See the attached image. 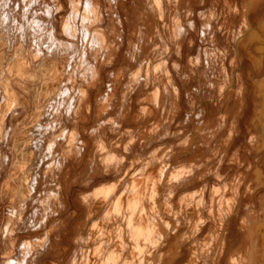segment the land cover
I'll use <instances>...</instances> for the list:
<instances>
[{"label":"rangeland","instance_id":"374dc122","mask_svg":"<svg viewBox=\"0 0 264 264\" xmlns=\"http://www.w3.org/2000/svg\"><path fill=\"white\" fill-rule=\"evenodd\" d=\"M38 1L0 0V116L6 112V126L2 131L0 141V264H28V262L30 264L32 262L33 264H37L32 258L35 256L34 254L38 253L37 250H40L38 246L23 248L22 245L27 241L34 243V240L46 235L52 240L57 234L58 238L62 237L58 245L60 251L63 253L62 257L56 260L54 252L51 249L48 257L44 256L42 259V263L51 264L54 261L62 263L74 247L73 238L75 233H83L86 228L88 229L87 225L96 227L95 225L99 224L96 219L97 216L89 220L91 221V224H89L83 201L91 198L95 194L94 192L102 185L124 179L127 168L131 166L134 156L148 161V168H151L152 171L155 169L157 163L166 161L165 159L169 152L159 151L164 146L172 145L173 152L177 153V151H182L187 146L196 145L198 141L200 142V140L203 141L205 138L211 137L209 132L211 125L207 124L213 121V113L204 119L200 118L197 114L202 108L199 100L200 93L205 92L208 94L207 96L214 97L215 93H220L221 91V87L219 86L220 88H218L216 82H212V78L209 80L207 77L209 73L208 68L213 63L202 59L197 60L196 65L195 63L190 65L191 63L188 62V52L184 53L183 51V54L178 57L172 52L173 49L170 48L166 54L165 63L161 66V70L157 71V73H152L153 67L162 63V51L159 45L156 44L152 46L148 54L138 53L136 51L139 50L140 45L138 44L143 40L141 39V35L149 36L153 31L165 34L171 32L174 37L178 36L179 39L177 41L181 42L183 47H186L188 39L192 34L195 37L191 29L196 27L199 30L198 32H200L202 26L208 27L211 31L208 32L206 46L209 49L208 54L211 55V43L209 41L212 40V35L216 34V28L212 23L215 17L223 16L228 19L232 17L236 24H239L241 19H251V12H245L240 8L242 6L241 1L234 8L231 5V0H123V2H120L121 7L116 6L119 0H80L81 5L80 7L78 6V10L75 13L70 11L67 0H59L63 11L60 13V18H57L55 27L59 28L63 20L62 18L66 16L67 19L70 18L67 21L69 28L71 31L74 28L75 31L73 30V32L75 33L70 31L69 38H62L58 30L56 38L62 43L63 50L60 54H55L51 52V43L46 46L43 45L40 48L31 43V39H38L43 36L39 35L45 32L46 28L41 31L35 30L33 27L34 22H30V17H36V21L38 20L39 23L45 24L47 18L51 16L55 4L53 0ZM253 2L259 3V0H250L249 4L254 5L252 4ZM88 6L92 8V11L87 10ZM263 12L264 7H262L260 15ZM96 20V23L91 24V22H95ZM88 27L90 30H87ZM92 31L102 37L99 45L90 39L88 34ZM72 33L74 36H72ZM165 37L168 39L167 35ZM243 37H246V35ZM208 43L209 45H207ZM91 46L97 47L91 48ZM254 48L253 50L256 51V48ZM223 49V53H227L226 67L228 71L232 72L230 80H224H228L229 84L234 83V87L232 88H235L237 91V98L233 100L234 104L230 110L235 108L240 109L243 118L242 122L237 126L240 130V139L235 144V150H237L241 148V139H244L245 136L246 139L249 136V117H253L258 112L256 102L255 106L253 105L254 94L260 96L264 86L256 83L259 77L261 78V76L255 73L256 57L254 59L245 58L240 61L236 52L231 51L226 44H223ZM34 50L40 58L38 64L32 62ZM195 53L196 49H193L191 55ZM24 59L30 60L32 68L24 63ZM263 59L264 57H262ZM262 60L259 65H263L264 60ZM7 63L10 65L8 66ZM173 63L176 64L177 69L173 68ZM62 64H67L70 68H64L61 66ZM88 66L94 69V76H87L86 69ZM234 66H236L235 69ZM244 68L248 70L250 76L246 75ZM58 69L61 70L63 78L61 81L56 82L54 74ZM189 69L190 73L188 74L186 72ZM55 70L56 72H54ZM148 71L151 72V78L153 79H151L150 86L146 87L145 75ZM84 73L85 76L83 75ZM171 73L173 77H168L167 84L168 86L176 87L180 96V113L176 116L177 123L171 128L175 132L174 136L168 138L169 140L154 142L146 148H143V145L140 146V142L133 144V148L125 153V161L121 170L117 173L103 174L99 177L92 176L89 179L92 175L90 173L93 165L92 162L96 163L95 165H100L102 159L104 158L103 160H105V157L108 156V163L112 164L114 158H112L109 151L114 149L119 152L120 149V152H122L123 146L127 143L129 146L127 135L120 136L116 133H120V131L123 133L128 128L131 129L137 126L133 115L139 111V108L145 109L150 107L153 108V111L157 110L155 104L150 101L152 98L149 94L155 91L156 81L161 78V75L166 74L170 76ZM203 73H205V77H203ZM4 79L6 82L7 79L10 83L12 82V94L7 90V92L5 91L7 84H5ZM236 79L238 80L235 81ZM220 81L221 79L217 80V82ZM241 86H244V92L240 90ZM254 90L256 91L254 92ZM187 91H190L189 94ZM242 100L245 101V105H242ZM187 104H189V107L186 106ZM208 108L213 110L214 103L210 101V107L208 106ZM126 113H130L131 115L128 114L124 119L126 121H122L121 116ZM184 113L186 125L180 128V125L177 124L183 121ZM101 115L104 117H101ZM254 118L256 120V117ZM131 120L133 121L131 122ZM119 122H122V124L118 131L112 132L111 128ZM147 122L150 123V120H147L145 124ZM202 122L204 125L201 124ZM193 127H198L199 130L192 135L189 131ZM231 128V124H229L226 130L229 131ZM158 133L154 131L152 138L155 139ZM255 139L261 142L259 141L260 139ZM108 143L110 145L113 143V146H108ZM77 145L84 147L86 153L83 157L72 149V147ZM101 147L103 148L102 150ZM105 148L107 153L105 152ZM109 148L110 150H107ZM67 150H72L71 155L64 153ZM98 150L105 157L98 156ZM246 153L245 149L244 153L240 154L241 159H246ZM74 154L75 156H73ZM105 154H109L110 156H106ZM94 157H97V160ZM97 161L100 162L97 163ZM257 164L256 167L260 168V162ZM235 167L236 165H234ZM65 168L71 171V180L75 179L70 183V205L68 206V210L61 211L58 215L59 204L57 205L54 202V204L51 203L52 209L49 208V211L55 212L56 216L53 220H50L47 224L48 226L46 225L42 228L41 226L39 227V223L37 226L36 222H33L31 215H29V220L24 221L26 223L23 225L22 219L16 217V215L18 212L23 211L22 207L28 202V193L33 190V193H40L39 197L43 199L46 197L50 198L53 193L51 182L56 179L61 181ZM235 174L236 170L225 171L223 173L224 179L215 181V184H212L216 186H229L230 188L235 185L232 184L233 181L237 182ZM81 176L84 178V181H88L86 185L83 180H79ZM178 177L179 174L175 172L171 176V180L170 176L166 177L165 180L169 178L170 181L174 182ZM152 180L160 183L159 180H154L153 177ZM252 183H255L253 179L245 183L237 192L227 190L226 188L224 196L215 199L220 204L218 206L220 209L225 207L224 202L228 198H232L234 194L236 197L238 194H241L244 199L251 202L241 205L238 218L230 225L228 236L229 238L232 237L233 242L235 240V245L225 251L223 260L221 259L222 264H225L230 256L228 252H231L236 245L241 247L246 240L247 230L241 227V221L247 218L251 212L255 213L258 211L257 214L259 216H264V210L260 211L261 205L258 200L259 195L264 199V186L258 188L249 197L246 195L248 191L245 187L252 185ZM126 191L128 195H138L129 186H127ZM43 192L45 193L43 194ZM165 192L163 189H159L157 191L159 198H164ZM146 194L151 197L152 191H147ZM212 195L205 192L204 203L206 207L200 211L201 216H207L210 220L213 215L212 202L215 198V195ZM84 197L86 198L83 200ZM237 200L238 205L237 203L236 205L240 208V199ZM170 205L172 206L171 211L174 213L173 216L178 219L177 214L180 210L177 207L176 199ZM236 205L232 203V206L226 208L227 211ZM161 213L160 209L149 205L146 213L148 221L155 217H160ZM26 216L27 213H25L24 217ZM167 220L165 218L162 223H167ZM32 222L33 224H31ZM164 224L161 227H165ZM34 225L39 228L37 229L36 227L35 229ZM58 225L63 226L65 229L62 236L58 232L59 230L57 231ZM210 226L211 224L209 223L205 232L202 235H197L185 247V250L187 251L192 247L193 243L194 245L197 244V246L195 245L196 247H199V239L205 235ZM30 227L31 229H28ZM176 227L178 231L184 229L181 225H177ZM51 230L55 233L51 232ZM161 230L164 229L162 228ZM238 233H240L239 239L237 238ZM106 240L107 237H101L100 243H105ZM158 242L156 238H151V243L153 244L149 247L141 243L139 245V249H141L137 251L140 252L134 257L133 264H144L145 258L149 259L151 257V253L155 250L156 246H160L157 250L159 253H163L166 250L168 242L161 243L162 245ZM19 247L22 249L19 250ZM254 247V249L241 251L242 264L263 263V251L260 243L256 242ZM11 248L12 251L8 252ZM24 251L25 255L19 254L24 253ZM28 251H30L31 255ZM26 255L28 258H24ZM185 257H181L176 264L183 263ZM153 260L151 257V261ZM204 261H208L207 258H204L200 264H204ZM39 263H41V260Z\"/></svg>","mask_w":264,"mask_h":264},{"label":"bare ground","instance_id":"6f19581e","mask_svg":"<svg viewBox=\"0 0 264 264\" xmlns=\"http://www.w3.org/2000/svg\"><path fill=\"white\" fill-rule=\"evenodd\" d=\"M53 1H55V4L51 16L47 18V22L45 24L39 23L38 20L36 21V17H30V22H34L33 27L35 30L41 31L46 28L45 32L39 35L43 36L39 37L38 39H31V43L36 45L37 48H40L43 45L46 46L47 44L51 43V52L60 54L63 50V47L61 45L62 43H60L58 38H56V33L59 30L60 37H70L69 33L71 29L69 28L67 22L68 19L70 20V18L67 19L66 16L63 17L59 28L55 27V22L57 21V18H60L59 16L61 15L60 13L63 11V8L59 0ZM240 1L242 2V6H240V8H242L245 12H251V19H241L239 24H236L232 17H230L229 19L223 16L215 17L212 20V23L216 28V34L212 35V40L209 41V43H211V55L208 54L209 49L206 46V42L208 40V32L211 31L208 27L202 26L200 32H198L199 30L196 27L191 29L195 34V37H193L194 35L192 34V36L188 39L186 47H183L182 43L177 41L179 39L178 36L174 37L173 33L171 32L165 34L162 32L159 33L158 31H153V33L149 36L141 35V39L143 40L138 44L140 45L139 50H136L138 53L148 54L152 49V46H155L156 44L159 45L162 51V63L158 66L153 67L152 73H157V71L161 70V66L165 63V57L167 56L166 54L169 52L170 48L173 49L172 52L178 57L183 54V51L184 53L188 52V62L191 63L190 65L194 63L196 65V61L202 59L211 61L213 63L210 68H208L209 73L207 74V77L209 80L212 78V82H216L217 87H221L222 89L220 88V93H215L216 95L214 94V97L207 96L208 94H206L205 92L200 93L199 100L201 102L202 108L197 114L200 118L204 119L205 117L210 116L213 113V121L207 124L211 125V129L209 130L211 137L205 138L203 141L200 140V142L198 141L196 145L187 146V148H185L184 150L181 149L182 151L179 150L177 151V153L173 152L172 145L164 146L163 148L159 149V151L169 152V154L166 156V161L163 163H157L155 165V169H153L152 171L151 168H148V161L141 160L140 157L134 156L131 161V166L127 168L126 177L124 179L102 185L98 190H96V192H94L95 194H93L91 198H87V201H83L86 197L83 198L82 201L85 204L84 208L86 218L89 221L94 216H97L96 219L99 224L95 225L96 227H94L93 225L92 227L87 225L88 229L86 228L83 233H75L73 238L74 247L70 251L68 256L62 263L54 261L51 264H133V261L135 260L134 257L137 253L140 252L137 251L141 249H139V245L141 243H144L146 247H149L150 245L152 246L153 243H151V238H156V240H158L160 244L168 242L167 247L163 253H159L157 248L160 246H156V248H154L155 250L151 253V257L154 259V263L153 261H151V257H149V259L145 258L144 264H176V262L183 256L186 257L183 263L180 264H200V262L203 261L204 258H207L208 260L204 261V264H220L221 259L224 257L225 251H227V249L231 246L235 245V240L233 242L232 237L229 238L228 236V230L230 229V225L233 223V221L238 218L239 211H241V205L244 203L249 204L251 202L247 199H244L243 195L241 194H238L237 197L234 194L232 198H228L224 202L225 207L220 209L218 208L220 204L217 203L215 199L224 196L226 188L227 190H233L234 192H237L239 188H242L244 184L249 182V180L251 179H253L255 183H252V185L249 184L250 186L245 185V189H247L248 191V194L246 195H248L249 197L258 188L264 186V89L260 96L254 94L255 97L253 100V105L255 106L256 102L258 112L254 114L253 117H249V136H247L248 138L246 139V136L244 137V139L242 138L240 143L241 148L235 150V144L240 139V130L237 126H239L243 118L242 114L240 113V109L232 108L233 110H230V108L233 107L234 104L233 100L237 98V91L235 88H232L234 87V83L229 84L228 81L230 80V76H232V72L228 71L226 67L227 53H223V44H226L231 49V51H235L240 61L245 58L254 59L256 57L255 73L258 76H261V78L259 77V80L256 83L264 86V59L262 60V57H264V12L262 15H260L262 7H264V0H259V3L253 2L252 4L254 5L249 4L250 0H231V5H233L235 8V6H237L238 2ZM38 2H40V0ZM67 2L70 11L74 13L78 10V6L80 7L81 5L80 0H67ZM120 2H123V0H119L118 3H116V6L121 7L122 5ZM87 10L92 11V8L88 6ZM96 22L97 20L95 22H91V24ZM224 24H226V26H224ZM89 27L87 28V30H90ZM73 30L74 28L71 32H73ZM73 33L72 36H74ZM88 35L94 43L99 45L102 40V37L99 36V34H95L92 31ZM165 35L168 36V39H166ZM244 35H246V37H243ZM47 41L49 42L47 43ZM209 43L207 45H209ZM92 47L97 46H91V48ZM253 47L256 48V51L253 50ZM193 49H196V53L194 55H191V51ZM261 60L263 61V65H259ZM24 61V63L28 65V67L32 68L29 59H24ZM39 61V55L35 52L34 57L32 58V62L34 64H38ZM9 65L10 64H8V66ZM172 65L173 68L177 69L175 63H173ZM61 66L64 68H70V66H68L67 64H62ZM88 67L86 69L87 76H94V69ZM235 68L236 66H234V69ZM244 71L247 75L248 70L244 68ZM54 72H56V70ZM186 73L189 74L190 69ZM83 75L85 76V73ZM203 75V77H205V73H203ZM248 76L250 75L248 74ZM54 77L56 78V82L62 80L63 74L60 69L57 70V72L54 74ZM151 77L152 74L148 71L145 75L146 87L150 86L151 79H153ZM168 77H173V74L171 73L170 76H167L166 74L161 75V78L157 80L158 82L156 81L155 91L149 94V96H151L152 98L150 101L155 104V108L157 110L153 111V108L150 107H147L145 109L139 108V111L133 115L134 122L137 124V126H133L134 128L131 129L128 128L127 130H125L126 132L121 133L120 131V133H116L120 136L126 134L129 146L128 143L123 146L122 152H120V149L119 152L114 149H111V151H109V153H111L112 155V158H114L112 164L108 163L109 159L107 155L109 154H105L107 156L105 157L103 156L104 154L101 155L102 152L100 153V151L98 150V156L101 155L106 159L103 160V158L100 165H95L96 163L94 164V162H92L93 165L90 170V173L92 175L89 177V179L92 176L99 177L103 174H113L121 170L123 162L125 161V153L133 148V144L140 142V146L143 145V148H146L152 145L154 142L166 140L174 136L175 132L172 131L171 128L173 127V125H175V123H177L176 116L180 113V96L176 87L168 86ZM220 79L221 81L217 82V80ZM237 80L238 79H236L235 81ZM5 84H7V87L5 86ZM5 84V91L7 90L10 92V94H12V82L10 83V81H8L7 79V82L5 80ZM243 87L244 86H241L240 90L244 92ZM255 91L256 90H254V92ZM189 92L190 91H187L188 94ZM210 101L214 103L213 110L208 108V106L210 107ZM124 102L125 104H127L126 101ZM241 103L242 105L246 104L243 100ZM186 106L189 107V104H187ZM128 114L126 113L121 116L122 121ZM5 116L6 112L1 114L0 116V141L2 131L6 126ZM101 117L104 116L101 115ZM254 117H256V120H254ZM182 119L183 121L180 122V124H177L180 125V128L181 126L184 127L186 125L185 113ZM147 120H150V123L147 122V124H145ZM132 121L133 120H131V122ZM121 124L122 122L116 123L115 126L111 128L112 132H117ZM201 124L204 125L203 122ZM229 124H231L232 128L227 131L226 129ZM197 130H199L198 127H193L192 129H190L189 133L193 135L194 132H197ZM154 131L159 132L158 134H156L155 139L152 138V133ZM255 138L260 139L259 141L261 142H258ZM107 145L109 146L110 144L108 143ZM111 145L113 146V143H111ZM72 149L74 150V152H78L81 157H83L86 153L84 147H82L81 145L72 147ZM102 149L103 148L101 147V150ZM245 149L247 152V157L246 159H241L240 154L244 153ZM107 150H110V148ZM71 151L72 150H67V152L64 153H68L71 155ZM73 156H75V154ZM94 159L97 160V157H94ZM99 162L97 161V163ZM258 162H260V168L256 167V165H258ZM234 165H236V169L234 168ZM233 170H236L235 178L238 183L233 181L234 183L232 182V184L235 185L230 188L229 186L225 187L222 185H214L215 181H221L224 179L223 173L225 171ZM175 172L179 174V177L176 178L174 182L170 181L171 176ZM71 175V171L65 168L63 170L61 181H58V179H56L51 182V190L53 193L50 198L46 197L43 199L39 197L40 193H33V190L28 193V202L25 203V205L22 207L23 211L18 212V214L16 215V217L22 219L23 225L24 223H26L24 221L30 219L29 215H31V218H33V222H36L37 226L38 223L39 227L41 226L43 228L44 226H46L50 222V220H53V218L56 216L55 212L52 213L51 211H49V208H51V203L54 204L55 202L57 203V205L59 204V212L57 213L58 215L61 213V211L68 210V206L70 205V183L71 181L75 180H71ZM169 176L170 180L169 178H167L168 180H165V178ZM152 177L154 180H159L160 183H156L155 181H153ZM247 177H249L248 180H246ZM79 180L84 181V178H82L81 176L79 177ZM84 182L86 185L88 181ZM127 186H129L131 190H135L138 195H128L126 191ZM159 189H163L166 193L164 194V198H159L157 194V191ZM147 191H152L151 197L146 194ZM205 192L207 194L215 195V198L212 202L213 215L211 217V220L207 216H201L200 213V211L206 207L204 203ZM44 193L45 192H43V194ZM174 199H176L177 207L180 210L177 214V216L179 217L178 219L173 216L174 213L171 211L172 206L170 205V203ZM237 199H240V208H238L237 206ZM258 200L261 205L260 211H262L264 210V199H262L261 195H259ZM232 203L235 205L237 203V205L231 208V210L227 211L226 208L232 206ZM149 205L151 207H157V209H160V211L162 212L161 216L153 218L155 220L150 219L148 221L146 213ZM257 212L249 213L247 218L241 221V227L247 230L246 240L241 247H238V245H236L231 252H228L230 253V256L228 255L229 257L226 260L225 264H242L241 251H247L252 248L254 249V244L256 242H259L260 246L262 247L263 263L261 264H264V216H259ZM25 213H27L26 217H24ZM165 218H167L168 220L167 223L165 222L164 224L162 222ZM28 222L27 225L29 226ZM33 222L31 224H33ZM209 223L211 224V226L209 227V229H207L205 235L198 241V244H200V246L196 247L197 244H195V246L193 243V246L186 251L185 247L189 243H191V241H193L197 235H202ZM89 224H91V221H89ZM162 224H164L165 227H161ZM177 225H181V227H183L184 229L178 231V229H176ZM37 226H35V229ZM39 227H37V229ZM57 227V231L59 230L58 232H60V235L62 236L65 230L64 227L61 225H58ZM162 228L164 230H161ZM28 229H31V227ZM52 229L54 230V227ZM51 232L53 231L51 230ZM42 235H44V233ZM101 237H107L105 243H100ZM61 238L62 237L58 238L57 234V236H55V238H52L51 240L49 236L46 235L44 237L42 236L38 238L37 240H34V243H29V241L25 243L23 242L24 244L22 245V247L27 248L28 246H38V248L40 249L39 251L36 249L38 253L35 252L36 250L34 251L36 254L33 253L36 257L32 254L35 259L34 257H30L35 260L37 264H43L42 259L44 258V256L48 257L51 249L54 252V258L56 260L62 257L63 253L58 247ZM237 238H240V233H238ZM21 249L22 248L19 247V250ZM11 251L12 248L9 249L8 252ZM25 251L24 253L19 254L25 255ZM28 252L30 254V251ZM25 257L28 258L27 255L24 256V258ZM40 260L41 263H39ZM28 264L30 263L28 262Z\"/></svg>","mask_w":264,"mask_h":264}]
</instances>
